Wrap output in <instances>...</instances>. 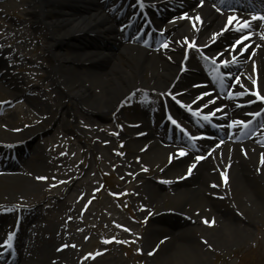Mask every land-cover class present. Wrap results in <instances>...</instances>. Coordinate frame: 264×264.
<instances>
[{
    "label": "bare ground",
    "instance_id": "1",
    "mask_svg": "<svg viewBox=\"0 0 264 264\" xmlns=\"http://www.w3.org/2000/svg\"><path fill=\"white\" fill-rule=\"evenodd\" d=\"M136 2L141 7H149L152 11H158L162 6L177 3L178 0H136ZM36 5L39 9L37 12L34 11L36 12L35 22H42L45 25L52 40L45 50L54 56L57 62V65L49 69V76L60 89L69 91L67 95L77 96L89 112L107 113L119 100L137 90L160 89L161 91L166 89L176 77H179V80L187 78L186 85H190L195 82L192 80L194 76L189 77L185 76V72L180 73V67L186 55L190 58L191 54L199 50L225 62L232 58L237 60L245 55L248 60L246 69L241 79H238L233 92L234 94L241 93L237 96L245 102L252 101L251 105L254 110L264 105V100L259 99L264 96V24L260 29L244 37L230 55V47L223 41L227 40V36L231 34L232 26L240 25L241 17L217 10L213 2L205 0L198 3V0H193L185 14L176 16V18H172L173 15L167 19L161 17L156 21L159 30L166 29L167 35L171 34L170 39L164 41L163 49L158 50L157 48L149 49L137 40L131 41L132 30L128 33L119 31V24L126 19L127 15H119L120 19H117L115 15L110 14L108 8L103 7L102 2L96 4L88 0H36ZM150 10L146 9V12H151ZM136 17L133 14L128 15L132 21L136 20ZM134 32V39H136L138 30ZM140 40L143 39L140 38ZM251 41L254 42L251 45L253 53L251 59H248L250 47H246L243 50L246 52L242 53L240 49ZM2 44L3 42L0 41V67L11 68L13 61L17 62L18 54L13 50L14 48L5 47ZM56 45L66 47L71 54H67L66 51L54 54ZM101 61H107V63L100 66ZM252 63L258 66L254 67ZM7 73L12 72L7 71ZM193 74L197 75L195 72ZM13 78L15 82H19V87L21 83H25V79L20 76ZM190 79L192 82H189ZM22 91L28 92L26 89ZM194 91L195 88L189 89L187 86L184 96L195 95ZM256 93H260V96ZM27 94L34 95L35 93ZM31 98L37 105L41 102L36 94ZM198 101H196L197 104ZM199 103L204 105L208 102L203 98ZM237 106L232 100H229L228 104L220 102L212 106L211 110L208 109L207 118L227 115ZM224 110L227 113H224ZM209 113L212 115H208ZM232 114V117L240 116V113ZM135 115L139 117L140 114ZM204 120L206 121L205 117ZM240 127V123H231L230 139L217 143L215 149L210 151L206 162L205 160L199 162L198 155L189 153L182 155L181 153H185V150L182 151L179 148L170 151L162 144L163 135L154 137L148 126L142 122L133 129L138 137L134 141L137 142L135 149L142 150L149 160L163 161L166 159L169 161L165 167L168 173L165 182L168 186H172L178 194V201L181 203L178 208L184 212L182 208L185 204H190L194 207L193 209L198 210L192 209L185 213L187 224L189 222L185 230L180 232L167 230L165 234L169 236L164 244L171 242V245L169 244L167 248L160 247L163 248L161 255L167 256L172 253L180 262L185 257L191 260L192 253L195 250L203 252L206 250L205 246L229 245L237 237L242 236L240 233L242 225H239V221L245 222V226L249 225L259 211L264 212V199L261 196L255 198L250 192L255 193L258 186L257 180L264 179V137L257 135L246 141L238 140ZM28 137L27 133H0V138L4 141L0 145L1 153L8 155L14 147L19 146V143ZM36 151L40 156L36 155V157L41 163L32 170H27L30 164H26L21 158V168L15 172H8L10 168H13V164H5L3 160H0V178L4 180L8 188L0 194V205L15 206L16 215L20 213L26 220L38 210L39 203L29 204L28 199L37 190L39 173L44 172L50 164V161L47 162L46 158L40 155L39 147H36ZM165 155L166 158H164ZM127 164L129 161L123 160L120 167L124 168ZM129 169L134 170V167L129 166ZM147 189L153 202L149 200L145 205V210L152 209L149 207L153 206L152 203L161 194L151 185H148ZM230 193L231 196H229ZM49 199L50 197L47 201ZM224 199H227L228 203L226 208L220 204ZM52 201L50 199L49 202ZM206 213L213 219L217 217L215 220L219 218L228 229L226 231L216 230L215 234L207 239L200 236L198 238L197 235L193 236L192 231L195 225L199 227L202 222H206L207 225L212 224L204 216V214L207 215ZM35 225L19 222L18 225L9 226L0 218V231H7L15 226L17 227V240H25V247L18 251L15 264H69L70 252L64 247L66 241L58 243L62 240L61 236L48 237L45 246L37 243L35 245L37 240H42L41 234L36 237L35 228L39 224ZM30 227L32 229H29ZM53 227V225H48L46 233H51ZM153 229L156 230L151 231V237L162 230L154 226ZM226 238L228 239L225 240ZM18 241L14 242L15 248ZM150 247L147 245L148 251H151ZM5 255L3 252L0 253V264H14V262H8Z\"/></svg>",
    "mask_w": 264,
    "mask_h": 264
},
{
    "label": "rangeland",
    "instance_id": "2",
    "mask_svg": "<svg viewBox=\"0 0 264 264\" xmlns=\"http://www.w3.org/2000/svg\"><path fill=\"white\" fill-rule=\"evenodd\" d=\"M38 9L36 0H0V41L18 54L11 68L0 67V133L29 134L23 140L27 151L22 157V161L30 164L27 170L41 163L36 147L40 148V155L50 161L49 167L39 173V178L45 179L38 178L37 190L28 199L29 204L39 203L34 221L40 225L35 228L36 237L41 234L42 240H37L35 245L45 246L48 237L61 236L58 243L66 241L64 247L70 252L69 264H264L262 211L249 225L239 221L242 236L229 245L205 246L207 253L195 250L191 260L185 257L180 262L172 253L160 254L163 252L160 247L171 245V242L164 244L169 236L165 234L167 230H185L189 224L185 213L194 207L185 204L184 212L179 209L178 194L165 182L166 159L149 160L144 152L134 148L136 137L130 130L137 120L130 114L132 107L123 108L124 102H120L116 106L117 113L115 109L105 114L92 113L83 107L77 96L67 95V89L62 90L55 84L49 69L57 62L45 50L52 40L45 25L35 22ZM65 49L56 45L54 54L66 51L70 55ZM101 62L100 66L107 63ZM12 76L25 79L22 89ZM23 89L29 94L35 93L41 101L39 105L31 98L35 94L28 95ZM139 94L159 93L138 91L135 95ZM156 121L154 117L152 123L160 129L163 125L160 115ZM165 130L162 128L160 132ZM126 159L129 164L121 168ZM20 165L8 172H15ZM257 183V191L250 192L255 198L264 199V179L259 178ZM148 185L161 194L149 207L152 209L145 210L148 201L153 202ZM6 189L0 178V194ZM48 197L53 201H47ZM220 204L226 208L227 199ZM14 209L12 205H0V210L12 212ZM206 214L204 216L212 224L195 225L193 236L207 239L216 230L228 229L219 218L215 220L217 217L213 219ZM48 225L54 226L49 234L46 233ZM153 226L162 230L151 237V231L156 230ZM9 233L10 230L1 231V239L7 238ZM24 243L22 240L21 245ZM144 243L151 246V251Z\"/></svg>",
    "mask_w": 264,
    "mask_h": 264
},
{
    "label": "snow or ice",
    "instance_id": "3",
    "mask_svg": "<svg viewBox=\"0 0 264 264\" xmlns=\"http://www.w3.org/2000/svg\"><path fill=\"white\" fill-rule=\"evenodd\" d=\"M237 43H239V41H237ZM221 63H223V61H221ZM236 95H241V93H236ZM259 99L264 100V96L259 97ZM248 102L251 103L252 101H248ZM208 115H212V113H209ZM205 119H207V117H205ZM173 123H175V121H173ZM181 154L183 155V153H181ZM197 159H199V157ZM189 167L191 168L192 166L190 165ZM39 179H45V178L44 177H40Z\"/></svg>",
    "mask_w": 264,
    "mask_h": 264
}]
</instances>
